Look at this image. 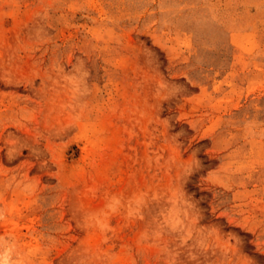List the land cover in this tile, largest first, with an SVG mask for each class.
<instances>
[{"label":"rangeland","instance_id":"374dc122","mask_svg":"<svg viewBox=\"0 0 264 264\" xmlns=\"http://www.w3.org/2000/svg\"><path fill=\"white\" fill-rule=\"evenodd\" d=\"M0 264H264V0H0Z\"/></svg>","mask_w":264,"mask_h":264}]
</instances>
